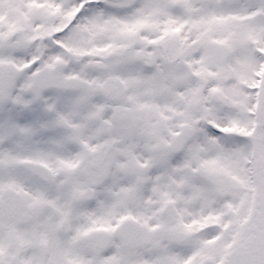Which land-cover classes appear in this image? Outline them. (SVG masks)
I'll return each mask as SVG.
<instances>
[{
	"label": "snow or ice",
	"instance_id": "obj_1",
	"mask_svg": "<svg viewBox=\"0 0 264 264\" xmlns=\"http://www.w3.org/2000/svg\"><path fill=\"white\" fill-rule=\"evenodd\" d=\"M0 264H264V0H0Z\"/></svg>",
	"mask_w": 264,
	"mask_h": 264
}]
</instances>
